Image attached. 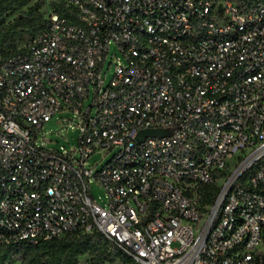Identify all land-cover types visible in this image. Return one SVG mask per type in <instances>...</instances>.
Here are the masks:
<instances>
[{"label":"built area","instance_id":"1","mask_svg":"<svg viewBox=\"0 0 264 264\" xmlns=\"http://www.w3.org/2000/svg\"><path fill=\"white\" fill-rule=\"evenodd\" d=\"M49 1L0 56V246L98 231L137 264H264V0ZM59 113L78 146L38 143Z\"/></svg>","mask_w":264,"mask_h":264},{"label":"trees","instance_id":"2","mask_svg":"<svg viewBox=\"0 0 264 264\" xmlns=\"http://www.w3.org/2000/svg\"><path fill=\"white\" fill-rule=\"evenodd\" d=\"M31 0H0V56L7 58L17 52L25 42L33 38L47 25L46 12L42 13L43 1L30 5ZM49 8L60 12L62 5L49 1ZM26 9V10H25ZM12 21L6 17L18 14ZM89 254L82 263L80 258ZM137 264L130 256L114 246L101 232L75 231L62 237L40 240L37 243L22 242L0 246V264Z\"/></svg>","mask_w":264,"mask_h":264},{"label":"rangeland","instance_id":"3","mask_svg":"<svg viewBox=\"0 0 264 264\" xmlns=\"http://www.w3.org/2000/svg\"><path fill=\"white\" fill-rule=\"evenodd\" d=\"M38 1H43L44 5L41 8L42 13H48L47 10L49 8V0H31L30 5L37 3ZM26 10V9H25ZM18 14L6 17L4 19L5 22L12 21ZM3 20L0 19V28L1 22ZM112 51L114 52L115 49L113 48ZM115 71V66L112 65L111 69L106 72L104 75V79L106 84L110 82L112 76ZM91 103V100L87 101V105ZM71 118L73 119V114L71 113H59L55 115L49 122H47L40 130V134L42 137L38 139V143L47 148H55L60 149L61 146H66L67 148L75 147L79 145V137H80V130L73 125L70 127H66L65 124L67 121L64 119ZM117 148L109 150L107 152H96L94 153L89 160L87 161V165L92 167L94 170L100 169L105 163H107L112 155L115 153ZM77 155H79L77 153ZM92 193L97 201L101 205L106 204L107 194L103 187H101L97 183H93L92 185ZM90 257L89 254L81 256L80 260L84 263ZM20 260L15 259L10 264H19ZM114 264H123L122 262L118 261Z\"/></svg>","mask_w":264,"mask_h":264},{"label":"water","instance_id":"4","mask_svg":"<svg viewBox=\"0 0 264 264\" xmlns=\"http://www.w3.org/2000/svg\"><path fill=\"white\" fill-rule=\"evenodd\" d=\"M163 131L161 129H147V130H143L139 133V138H143L146 135H157V134H161Z\"/></svg>","mask_w":264,"mask_h":264}]
</instances>
